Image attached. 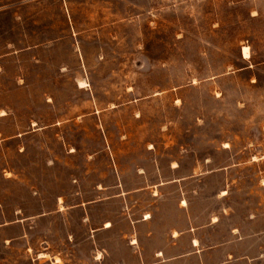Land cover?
I'll return each instance as SVG.
<instances>
[{
	"label": "rangeland",
	"instance_id": "rangeland-1",
	"mask_svg": "<svg viewBox=\"0 0 264 264\" xmlns=\"http://www.w3.org/2000/svg\"><path fill=\"white\" fill-rule=\"evenodd\" d=\"M0 264H264V0H0Z\"/></svg>",
	"mask_w": 264,
	"mask_h": 264
},
{
	"label": "bare ground",
	"instance_id": "bare-ground-1",
	"mask_svg": "<svg viewBox=\"0 0 264 264\" xmlns=\"http://www.w3.org/2000/svg\"><path fill=\"white\" fill-rule=\"evenodd\" d=\"M242 55L245 58L249 57V50H248L247 46L242 47ZM196 243H197L196 240H194V244H196Z\"/></svg>",
	"mask_w": 264,
	"mask_h": 264
},
{
	"label": "crops",
	"instance_id": "crops-1",
	"mask_svg": "<svg viewBox=\"0 0 264 264\" xmlns=\"http://www.w3.org/2000/svg\"><path fill=\"white\" fill-rule=\"evenodd\" d=\"M194 240H196V239H194ZM194 240H193V244H194ZM197 241V240H196ZM195 245V244H194ZM197 245V244H196Z\"/></svg>",
	"mask_w": 264,
	"mask_h": 264
}]
</instances>
